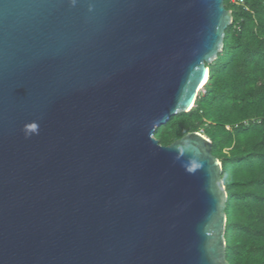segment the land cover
Listing matches in <instances>:
<instances>
[{"label":"water","instance_id":"obj_1","mask_svg":"<svg viewBox=\"0 0 264 264\" xmlns=\"http://www.w3.org/2000/svg\"><path fill=\"white\" fill-rule=\"evenodd\" d=\"M231 19L224 0H0V264H228L210 140L154 135Z\"/></svg>","mask_w":264,"mask_h":264},{"label":"trees","instance_id":"obj_2","mask_svg":"<svg viewBox=\"0 0 264 264\" xmlns=\"http://www.w3.org/2000/svg\"><path fill=\"white\" fill-rule=\"evenodd\" d=\"M224 7L232 21L206 84L154 138L161 146L190 132L210 140L227 194L226 261L264 264V0H224Z\"/></svg>","mask_w":264,"mask_h":264},{"label":"bare ground","instance_id":"obj_3","mask_svg":"<svg viewBox=\"0 0 264 264\" xmlns=\"http://www.w3.org/2000/svg\"><path fill=\"white\" fill-rule=\"evenodd\" d=\"M193 104H194V101H192V102L186 107L185 111L188 112V111L192 108Z\"/></svg>","mask_w":264,"mask_h":264},{"label":"built area","instance_id":"obj_4","mask_svg":"<svg viewBox=\"0 0 264 264\" xmlns=\"http://www.w3.org/2000/svg\"><path fill=\"white\" fill-rule=\"evenodd\" d=\"M232 3H241V0H239L238 2L236 0H231Z\"/></svg>","mask_w":264,"mask_h":264}]
</instances>
